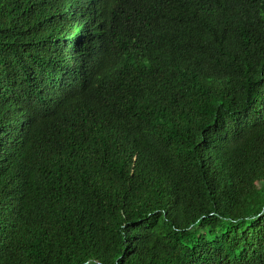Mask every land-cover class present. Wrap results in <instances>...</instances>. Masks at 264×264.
Returning <instances> with one entry per match:
<instances>
[{
	"label": "trees",
	"instance_id": "16d2710c",
	"mask_svg": "<svg viewBox=\"0 0 264 264\" xmlns=\"http://www.w3.org/2000/svg\"><path fill=\"white\" fill-rule=\"evenodd\" d=\"M0 264H264V0H0Z\"/></svg>",
	"mask_w": 264,
	"mask_h": 264
}]
</instances>
